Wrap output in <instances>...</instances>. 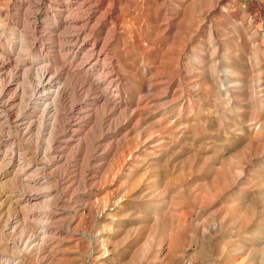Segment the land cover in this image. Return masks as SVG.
<instances>
[{"label": "rangeland", "instance_id": "obj_1", "mask_svg": "<svg viewBox=\"0 0 264 264\" xmlns=\"http://www.w3.org/2000/svg\"><path fill=\"white\" fill-rule=\"evenodd\" d=\"M16 3L0 0V56L23 76L13 114L31 120L42 101L23 109L43 56ZM118 9L110 53L127 110L100 125L96 113L76 137L84 143L62 145L61 159L45 144L46 112L33 135H14L57 221L30 246L16 245L24 232L43 236L30 221L0 234V264H264V0H136Z\"/></svg>", "mask_w": 264, "mask_h": 264}, {"label": "bare ground", "instance_id": "obj_2", "mask_svg": "<svg viewBox=\"0 0 264 264\" xmlns=\"http://www.w3.org/2000/svg\"><path fill=\"white\" fill-rule=\"evenodd\" d=\"M135 1L17 0L14 6L11 5L12 9L15 6L20 8V15L26 22L28 34H39L35 38L39 47V56H43V59L39 60L42 65L36 69L35 74L39 80L35 87L33 86V91L23 109H30L33 112L35 109L28 106L29 102L42 101L41 109L36 108L34 112L37 115L35 114L33 116L35 119L31 120L28 116L23 117V111L21 114H13L16 104L14 101L21 99L23 95L19 92L21 86L19 81L23 76L18 74L19 69L11 64V57L0 56V123L2 128H6L0 130V145L3 146L0 150V206L2 208L3 205H8L11 209L6 219H3L0 234L7 236L8 233L18 229L22 222L30 221L37 226L35 227L37 235L39 233L43 235L36 236L24 232L20 236V232L16 245L18 242L23 247L34 245L39 240L38 237L44 238V235L52 230L50 226L52 222L57 221V211L48 206L49 193L40 192L43 188L39 186L44 184L45 180H39L41 178L36 177L38 167L36 168L26 160L25 154L16 146L14 135L20 139L33 135L39 123L37 119L41 116L38 117V112L40 111V114L46 112L47 118L53 121L47 125L48 130L42 131L46 136L45 144L49 145L48 151L52 152L54 157L61 159L62 145L66 147L76 144L74 147H79L84 143L82 139L76 137L82 131L81 129L88 127L96 113L101 115L98 118L100 125L104 123L105 118L127 110L128 103L122 98L121 92L123 81L116 70L115 59L110 53V48L117 41L119 42L122 17L118 6L120 4L129 6ZM108 25L109 29L104 31ZM0 28H2L1 25ZM35 43L36 40L32 39L31 48ZM57 47L61 53L60 57L54 54ZM141 48L145 53L148 50L144 45ZM28 69L24 70L25 73L29 72ZM260 82L258 87L262 85ZM259 91V106L262 110L264 90ZM93 104L99 106L93 108ZM49 108H53V112L48 110ZM58 117H61V129L57 130L56 123L60 119ZM15 127L17 129L12 130ZM68 132L72 134L66 135ZM41 143H44V140ZM56 144H59L58 151L54 148ZM43 186L45 188V185ZM46 206L51 209L46 211ZM18 231L21 230L18 229Z\"/></svg>", "mask_w": 264, "mask_h": 264}]
</instances>
